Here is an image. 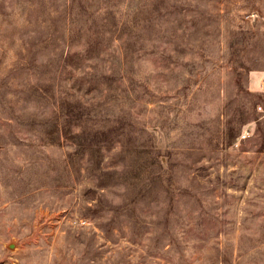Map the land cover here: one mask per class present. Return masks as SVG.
<instances>
[{
  "label": "rangeland",
  "instance_id": "obj_1",
  "mask_svg": "<svg viewBox=\"0 0 264 264\" xmlns=\"http://www.w3.org/2000/svg\"><path fill=\"white\" fill-rule=\"evenodd\" d=\"M263 76L264 0H0V264H264Z\"/></svg>",
  "mask_w": 264,
  "mask_h": 264
},
{
  "label": "built area",
  "instance_id": "obj_2",
  "mask_svg": "<svg viewBox=\"0 0 264 264\" xmlns=\"http://www.w3.org/2000/svg\"><path fill=\"white\" fill-rule=\"evenodd\" d=\"M260 91L264 92V76L260 80ZM249 135L248 131L243 133V138H246Z\"/></svg>",
  "mask_w": 264,
  "mask_h": 264
}]
</instances>
